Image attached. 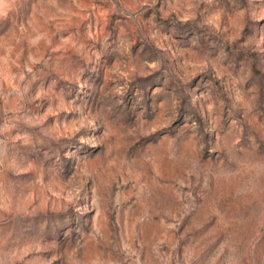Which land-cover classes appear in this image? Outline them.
Here are the masks:
<instances>
[{
  "label": "rangeland",
  "instance_id": "obj_1",
  "mask_svg": "<svg viewBox=\"0 0 264 264\" xmlns=\"http://www.w3.org/2000/svg\"><path fill=\"white\" fill-rule=\"evenodd\" d=\"M0 264H264V0H0Z\"/></svg>",
  "mask_w": 264,
  "mask_h": 264
}]
</instances>
